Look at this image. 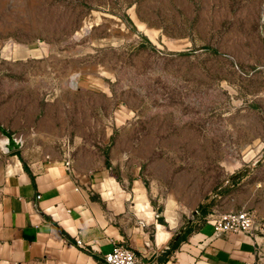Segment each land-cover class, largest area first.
<instances>
[{
    "label": "rangeland",
    "instance_id": "rangeland-1",
    "mask_svg": "<svg viewBox=\"0 0 264 264\" xmlns=\"http://www.w3.org/2000/svg\"><path fill=\"white\" fill-rule=\"evenodd\" d=\"M44 112L176 196L261 168L264 0H0V119Z\"/></svg>",
    "mask_w": 264,
    "mask_h": 264
},
{
    "label": "crops",
    "instance_id": "crops-1",
    "mask_svg": "<svg viewBox=\"0 0 264 264\" xmlns=\"http://www.w3.org/2000/svg\"><path fill=\"white\" fill-rule=\"evenodd\" d=\"M20 119H0L22 141L17 151L0 149V264H106L104 254L120 244L137 264H264V235L215 232L212 221L240 209L264 218V158L235 179L242 164L226 161L229 179L182 197L157 188L126 153L70 155L50 112ZM212 199L206 215L196 213Z\"/></svg>",
    "mask_w": 264,
    "mask_h": 264
},
{
    "label": "built area",
    "instance_id": "built-area-1",
    "mask_svg": "<svg viewBox=\"0 0 264 264\" xmlns=\"http://www.w3.org/2000/svg\"><path fill=\"white\" fill-rule=\"evenodd\" d=\"M215 232L242 231L250 235H264V218L259 219L253 210L240 209L222 212L212 216ZM77 243L81 245V241ZM106 264H137V255L127 245H115L104 254Z\"/></svg>",
    "mask_w": 264,
    "mask_h": 264
},
{
    "label": "water",
    "instance_id": "water-1",
    "mask_svg": "<svg viewBox=\"0 0 264 264\" xmlns=\"http://www.w3.org/2000/svg\"><path fill=\"white\" fill-rule=\"evenodd\" d=\"M0 132L3 136V140H0V149L3 153L8 154L17 151L22 146V141L0 124Z\"/></svg>",
    "mask_w": 264,
    "mask_h": 264
},
{
    "label": "trees",
    "instance_id": "trees-1",
    "mask_svg": "<svg viewBox=\"0 0 264 264\" xmlns=\"http://www.w3.org/2000/svg\"><path fill=\"white\" fill-rule=\"evenodd\" d=\"M144 39H146L144 37ZM147 40V39H146ZM139 47H143L141 43L138 44ZM214 204V199L210 200L209 202H203L199 204L196 213L200 214L201 216L206 215V210Z\"/></svg>",
    "mask_w": 264,
    "mask_h": 264
}]
</instances>
